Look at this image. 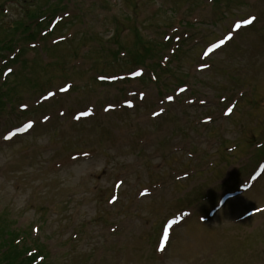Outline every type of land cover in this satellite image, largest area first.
<instances>
[{"label": "rangeland", "instance_id": "374dc122", "mask_svg": "<svg viewBox=\"0 0 264 264\" xmlns=\"http://www.w3.org/2000/svg\"><path fill=\"white\" fill-rule=\"evenodd\" d=\"M219 2L217 10L208 0H40L46 15L55 10L53 3L66 6L73 25L35 40L22 57L38 56L39 65L50 56L57 60L45 74L52 81L43 91L53 93L52 100L36 106L45 99L39 101V92L26 98L23 92L32 88L19 84L11 93L14 79L2 84L0 73V219L21 234L32 227L33 243L45 246L52 264H264V171L256 183L246 179L264 154L262 148L248 156L246 146L251 135L264 146V0ZM10 7L0 22V45L10 42L4 30L24 17L19 7ZM248 15L256 16L249 29L241 27L222 49L198 58L233 21ZM135 26L143 44L156 39L149 45L155 56L146 63L161 58L168 72L156 70L152 78L150 69L125 58L126 49L134 53L140 45L131 33ZM115 30L122 33L117 57L106 54L115 52ZM61 35L64 43L44 50ZM9 48H0V62L10 58ZM75 60L79 66L71 67ZM92 65L96 73L90 75ZM138 70L142 77L128 81ZM169 72L175 73L172 80ZM100 76L118 82L101 94L93 82ZM61 80L90 84L67 93ZM172 81L188 87L181 94ZM24 104L31 113H18ZM228 104L235 108L225 117L222 106ZM26 122L33 129L14 134ZM233 145L239 157H225ZM185 174L191 175L175 181ZM136 179L141 186L134 187ZM242 182L249 190L212 212L219 196ZM117 186L118 201L108 207L104 201ZM101 215L105 222H94ZM167 218L162 238L164 244L171 239L156 254Z\"/></svg>", "mask_w": 264, "mask_h": 264}, {"label": "trees", "instance_id": "16d2710c", "mask_svg": "<svg viewBox=\"0 0 264 264\" xmlns=\"http://www.w3.org/2000/svg\"><path fill=\"white\" fill-rule=\"evenodd\" d=\"M217 3L218 2H216V4ZM38 17L39 16L37 14H33V15H29L28 19L32 18V21H34V19H37ZM23 24H24V26H23ZM23 24H20V25L17 24V27L14 30L18 31V30H20V28H22V34H24V36H25L22 44L26 45V43L28 44V42H33L36 40V36H37L38 32H36V29H34L32 31L33 34L29 33L26 36V32L29 30L30 24H26V22H23ZM37 26H38V28L40 26L42 29L45 28L40 23H38ZM12 27H14V26H12ZM116 31L117 30H115L114 39H113V41L115 42L114 43L115 46L119 42H121L120 32L116 33ZM140 31L141 30L137 26L132 27V29H131V33L133 34L135 39L140 41V42H138V44H140V45L137 46L138 47V51H137L138 53L137 52L130 53L126 49V55L128 57V61L131 64L145 66V68L150 69V73H153L154 75H156V70H163V72H161L160 75L164 74L165 72H168V70L162 69V68H164L165 65H163L161 63V60H160L161 58H159V60H158L159 63H154V61H152L149 64L146 63V59H145L146 57L149 56V58H153L155 56L152 53V49L149 45H150V43L156 42V39L148 40V44H143L142 43L143 40L141 41V39H143V37H142ZM40 32H41V30H40ZM119 48H121V47L116 46L115 52L113 54H111L110 51H107L106 54H110V55L116 57L118 55L119 51L122 50ZM117 49H119V50H117ZM28 52H31V50L28 47H25L19 52V54L17 55V57L15 59L10 61V63H16L17 62L21 66V69L19 71H16V72H20V71L21 72L16 73L13 76L14 77V84H13L14 86H13V89H12V87L9 88V91H11V92H13V91L15 92L16 86L19 84L20 85L26 84V86H30L31 88H40V90L42 88L49 87L51 84L52 77H48L45 74H47V68L53 64H56L57 62L50 63V64L45 66L42 64L39 65L37 61L29 62L27 59H22V57L26 56ZM151 54H153V55H151ZM85 55H88V53ZM74 57H75V53H74ZM149 58H147V59H149ZM36 63H37V66L35 68L34 64H36ZM23 71L24 72L28 71V73L30 72L33 75V79H31V80L26 79L25 76L22 74ZM168 75H169V78H171V80H172V78L175 76V73L169 72ZM172 83H174V86H177L174 81H172ZM180 83L182 84L181 81L177 82L178 85ZM254 139H255V136L251 135L250 138H248L246 141L247 146L253 145ZM101 219H103V222ZM94 222H96L97 224H102L105 222V218H104V216L102 217V215H101V217H99ZM0 264H52V261L50 259L48 252L46 251L45 246H42L38 242L35 244L32 241H30L29 230L27 233L21 234L18 232V229L14 228V226L7 224V222H1V219H0Z\"/></svg>", "mask_w": 264, "mask_h": 264}, {"label": "snow or ice", "instance_id": "6c2138e0", "mask_svg": "<svg viewBox=\"0 0 264 264\" xmlns=\"http://www.w3.org/2000/svg\"><path fill=\"white\" fill-rule=\"evenodd\" d=\"M255 18L253 17V18H251V19H249L248 21H246V23H248V24H251L252 22H253V20H254ZM237 27H239V26H237ZM227 39H231V37H227ZM225 41L224 40H221V44H223ZM220 45H216L215 47H219ZM209 51H211V50H209ZM208 53L206 52L205 53V55H207ZM135 75H140V73H136ZM62 91H63V89H62ZM53 95V93H49V96H52ZM169 100H171L172 98L171 97H169L168 98ZM129 107H132V105L131 104H129L128 105ZM229 111H231V110H229ZM32 125L31 124H29V125H27V127H31ZM11 138V134L10 135H8V136H4V139H10Z\"/></svg>", "mask_w": 264, "mask_h": 264}]
</instances>
